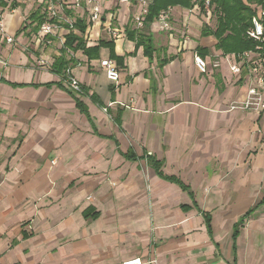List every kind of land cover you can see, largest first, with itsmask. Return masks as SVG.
<instances>
[{
    "label": "crops",
    "instance_id": "0c3cea01",
    "mask_svg": "<svg viewBox=\"0 0 264 264\" xmlns=\"http://www.w3.org/2000/svg\"><path fill=\"white\" fill-rule=\"evenodd\" d=\"M97 1L105 14L87 46L111 41L123 62L108 48L93 60L68 51L79 64L63 81L52 70L62 45L25 48L37 36L31 14L19 13L26 0L4 12L0 264H264V205L233 239L241 217L264 199V110L231 109L255 78L233 76L217 40L202 36L204 25L213 29L209 9L170 8L169 29L156 20L146 32L156 49L150 57L137 47L138 3ZM201 47L219 68L199 72ZM105 59L118 65V85L101 67ZM71 77L88 94H72ZM260 91L264 99V84ZM132 151L142 159H129ZM147 157L189 191L161 178Z\"/></svg>",
    "mask_w": 264,
    "mask_h": 264
},
{
    "label": "trees",
    "instance_id": "16d2710c",
    "mask_svg": "<svg viewBox=\"0 0 264 264\" xmlns=\"http://www.w3.org/2000/svg\"><path fill=\"white\" fill-rule=\"evenodd\" d=\"M207 0H150L148 6V12L145 17L143 28L136 34L137 35V47H144L145 54L152 56L155 52L153 40L150 35H147L150 26L159 18L160 14L173 7H181L185 9H193L196 5L200 8L201 12H206L207 8L211 11L213 17L216 20V26L211 29L209 26L204 25L202 30V36H213L217 40L215 46L216 50L221 51L223 55L228 54H240L246 51L254 50L259 44L251 40L247 36L248 30L252 27V19L256 14V10L251 5L246 4L244 0H209V6L206 5ZM264 3V2H263ZM18 7L17 4L13 5V9ZM69 16L74 17L72 12H68ZM87 15L84 17H76L73 25L64 24V27L69 30V33L65 36V42L61 49V55L56 58L54 64H52V70L56 75L62 77V81L66 80L68 70L76 67L79 63L73 57H68V51L73 53L83 52L89 60H93L99 57L100 50L102 48H108L110 50V57L122 64L123 59L116 56L114 51L113 42H107L100 40L97 46L88 47L86 35L90 24L87 22ZM33 31L38 34L42 25L45 23V17L36 10L31 13ZM128 34H131L130 27L127 29ZM262 48V54L264 55V42L260 44ZM199 56L205 58L207 51L202 47L198 49ZM62 86V83H59ZM72 94H75L71 90ZM87 93L86 88L82 85V93L79 95L85 96ZM94 99V96H92ZM78 108L87 112L85 105L76 99ZM131 160H141L142 157H137L132 151L128 155ZM149 165L155 169L157 174L166 181L178 184L183 190L189 191V188L175 176H167L162 172L163 162L157 161L152 157H147ZM264 205V199L253 209L248 211L238 223L235 225L233 239L239 236L240 227L245 221L257 210L260 206ZM187 210V207H184ZM207 222H210V217L205 216Z\"/></svg>",
    "mask_w": 264,
    "mask_h": 264
},
{
    "label": "built area",
    "instance_id": "2783aa9c",
    "mask_svg": "<svg viewBox=\"0 0 264 264\" xmlns=\"http://www.w3.org/2000/svg\"><path fill=\"white\" fill-rule=\"evenodd\" d=\"M32 4L31 7L35 10H40V13L45 17V23L42 25L40 31L37 36L40 42L46 43V45L53 44L52 38L61 36L60 29L67 31L66 34L63 35L65 42V36L69 33L64 27V24L73 25L76 17H84L86 14L87 22L90 24L88 28L91 29L92 25L101 22L102 20V9L97 4V0H29ZM121 3H133L136 2L140 6L139 13L134 17V22L138 29L143 28L145 17L148 12V6L150 0H118ZM85 3L86 8L82 5ZM16 3H21V0H0V32L4 33L5 24H4V12L7 10H12L13 5ZM207 7L209 6V0L206 2ZM255 8V7H254ZM208 9V8H207ZM74 10L76 12L75 18L71 17L70 19L68 12H72ZM169 10V9H168ZM167 10V11H168ZM256 14L252 19V27L248 30L247 36L249 39L255 41L259 45L250 51H246L240 54H228L223 55L225 60L230 63V72L233 76L240 77L244 74L245 71H248L250 76L255 78L256 85L252 86L247 95V99L244 103L237 105H232V110H264V99L262 97V93L260 91L261 86L264 84V55L262 54V48L260 46L261 43L264 42V6L260 7V9H256ZM167 11H164L160 14L157 19L160 23H162L163 28L168 30V14ZM73 13V12H72ZM68 14V15H67ZM74 14V13H73ZM113 17H111L112 21ZM108 33L112 35V38H117L119 36V32L116 29H113L112 26L108 27ZM13 37H8L7 41L9 43L13 42ZM48 64V62L44 59L40 61V66L44 67ZM195 65L201 74H207L209 69L219 68L220 62L219 60L208 61L206 58H203L199 55L195 56ZM101 67L105 70L108 80L118 85L120 82V71L116 62L105 59L101 61ZM70 72L68 70L67 74ZM70 90H72L75 94L82 93V85L79 80L74 77L69 79L68 84ZM112 104H108L104 111L107 112L109 107ZM124 264H141V260H133L128 261Z\"/></svg>",
    "mask_w": 264,
    "mask_h": 264
},
{
    "label": "rangeland",
    "instance_id": "374dc122",
    "mask_svg": "<svg viewBox=\"0 0 264 264\" xmlns=\"http://www.w3.org/2000/svg\"><path fill=\"white\" fill-rule=\"evenodd\" d=\"M97 2V4H98V1H96ZM101 2H102V6H105L106 5V0H101ZM32 3L29 1V0H26V2L24 3V4H20L21 6H20V10H19V13H20V15H25V16H29L30 14H31V12L32 11H34V9H29L28 10V12H27V9H26V7L27 6H29V5H31ZM82 5L86 8V6H85V3L83 2L82 3ZM99 5V4H98ZM73 13H74V16H76L77 14H76V12L74 11V10H71ZM27 12V14H24V13H26ZM102 13L103 14H105V11H103L102 10ZM68 15V14H67ZM70 17V16H69ZM70 19H72L71 17H70ZM157 22V21H156ZM210 24H211V26L214 28L215 26H216V20H215V18H213V20H211L210 21ZM99 27V24L97 23H95V25H94V29H93V31L95 30V29H97ZM30 29H32V27H30ZM92 31V33L90 34V37H89V35H87L86 36V40L87 39H89V41H91L93 38H94V32ZM98 31H99V28H98ZM59 33H61V36H58V37H55V38H52V40H53V44H51V45H46V43H44V42H40L39 41V38L37 37V36H34V37H32V40L33 41H31V39L29 40V42L27 41V43H31V45H29V46H27V47H25L27 50H30V49H32V45H35V44H40L41 46V48H44V50L45 51H47V50H49V49H51L52 47H55V48H57L59 45H62V43H63V41H64V37H63V35L64 34H66L67 33V31H65V30H61L60 29V32ZM100 33V32H99ZM100 37H106V35H104V34H102V33H100ZM100 40V39H99ZM98 40V41H99ZM15 41L13 40V42H11V43H14ZM99 43V42H98ZM102 49H104V48H102ZM215 60H217V59H215ZM259 153V150H256V151H252V156L253 157H256L257 156V154ZM251 158V157H250ZM254 202H256V201H254Z\"/></svg>",
    "mask_w": 264,
    "mask_h": 264
}]
</instances>
